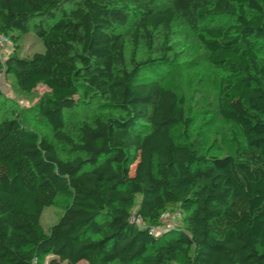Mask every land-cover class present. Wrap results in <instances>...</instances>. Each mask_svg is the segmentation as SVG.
Masks as SVG:
<instances>
[{"label":"trees","instance_id":"16d2710c","mask_svg":"<svg viewBox=\"0 0 264 264\" xmlns=\"http://www.w3.org/2000/svg\"><path fill=\"white\" fill-rule=\"evenodd\" d=\"M224 17L235 24L213 23ZM177 20L225 75L218 113L243 138L233 153L176 141L193 124L185 101L143 76L176 60ZM32 32L45 51L21 58ZM0 34L14 45L0 73L25 94L49 90L38 114L76 154L0 120V264H264V0H0ZM82 92L111 115L76 142L66 114ZM60 196L71 201L46 233L43 211ZM176 210L182 228L159 236L132 221L135 211L150 227Z\"/></svg>","mask_w":264,"mask_h":264},{"label":"rangeland","instance_id":"374dc122","mask_svg":"<svg viewBox=\"0 0 264 264\" xmlns=\"http://www.w3.org/2000/svg\"><path fill=\"white\" fill-rule=\"evenodd\" d=\"M74 5L66 7L67 10ZM235 18H218L214 24L230 26L235 24ZM169 46L171 55L176 60L170 65H158L144 71L145 78H159L162 85L174 91L185 101L188 116L193 124L187 131L179 127L173 131L176 141L192 144L201 153L209 155H227L233 153L243 138L239 130L231 123L223 120L218 113L220 82L225 77L223 72L209 62V55L198 37L181 20H177L170 34ZM14 45L0 49V60H5L13 53ZM260 58L264 59V42L257 45ZM45 46L35 33L23 34L20 39L18 55L21 58L43 53ZM49 90L40 85L32 94L23 93L13 77L0 73V120L18 117L26 126L39 132L42 137L51 141L61 158H73L69 146L57 140L51 128L39 116L37 106L40 99ZM111 115L100 106L99 99L93 93L82 92L77 98V107L66 114V132L76 142L81 137L84 123ZM70 199L60 196L56 203L44 209L42 226L46 233L62 216ZM182 217L168 214L169 229L166 232L182 228ZM49 258L46 259L47 264Z\"/></svg>","mask_w":264,"mask_h":264},{"label":"built area","instance_id":"2783aa9c","mask_svg":"<svg viewBox=\"0 0 264 264\" xmlns=\"http://www.w3.org/2000/svg\"><path fill=\"white\" fill-rule=\"evenodd\" d=\"M11 45H12L11 39L5 35L0 34V49L5 47H10ZM168 214L169 213H165L162 215L161 222L159 224L147 227V225L142 221V219L136 217L134 211L132 215V221L135 224H137L140 228L149 229L151 234L155 236H159L166 233V231L170 228L169 227L170 224L168 223ZM173 216L180 217L181 216L180 210H176L173 213Z\"/></svg>","mask_w":264,"mask_h":264}]
</instances>
